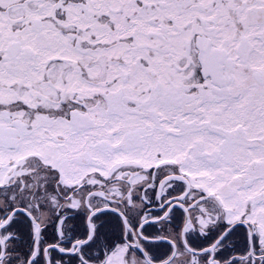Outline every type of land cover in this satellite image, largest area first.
Masks as SVG:
<instances>
[{
  "label": "snow or ice",
  "instance_id": "snow-or-ice-1",
  "mask_svg": "<svg viewBox=\"0 0 264 264\" xmlns=\"http://www.w3.org/2000/svg\"><path fill=\"white\" fill-rule=\"evenodd\" d=\"M0 264H264V0H0Z\"/></svg>",
  "mask_w": 264,
  "mask_h": 264
}]
</instances>
